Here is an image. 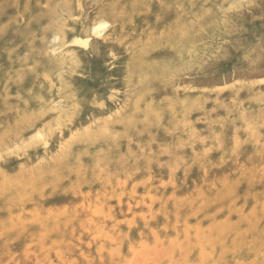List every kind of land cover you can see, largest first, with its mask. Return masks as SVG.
<instances>
[{
    "label": "rangeland",
    "instance_id": "1",
    "mask_svg": "<svg viewBox=\"0 0 264 264\" xmlns=\"http://www.w3.org/2000/svg\"><path fill=\"white\" fill-rule=\"evenodd\" d=\"M131 2L0 0V264H264V0Z\"/></svg>",
    "mask_w": 264,
    "mask_h": 264
},
{
    "label": "bare ground",
    "instance_id": "2",
    "mask_svg": "<svg viewBox=\"0 0 264 264\" xmlns=\"http://www.w3.org/2000/svg\"><path fill=\"white\" fill-rule=\"evenodd\" d=\"M148 0H132L131 4L126 9L127 12H135L137 11L135 9L139 8V10H144L147 6ZM166 0H161L160 4H164ZM81 6V4H79ZM116 5V3L110 2L104 9V15H114L111 6ZM140 6L143 8L140 9ZM82 9V8H81ZM129 15V13H127ZM82 22V21H81ZM84 23V22H83ZM107 21H97L92 25V36L95 34H101L105 28L108 27ZM91 30V29H90ZM183 32L179 33L176 32V34H167L164 38V41L160 44L158 43H151L150 41L146 45L147 54H151L157 50H169L170 57L158 59L157 62H154L153 60L149 59L147 62H144L143 69L151 68L148 76V82L145 85V90L149 89L156 79L159 77H162L164 75H179L182 72L185 71H197L203 64L202 60V53L205 51H208L211 47L206 45H201L200 39L194 35L193 33H189L185 31L184 29H181ZM87 32L84 30H79L76 33V42L79 46L86 50H92V37L88 36ZM193 34V35H192ZM239 46V45H238ZM172 51V52H171ZM190 55H194L193 58L190 57ZM264 58V54L262 56ZM62 61V60H61ZM60 61V62H61ZM192 99H188L187 101H191ZM199 102L198 96L195 99ZM133 101V99H132ZM178 109L182 108V102L181 100H176ZM196 106L195 108H197ZM144 110V109H142ZM133 120L131 118L124 119L125 125L131 124ZM237 124V122H236Z\"/></svg>",
    "mask_w": 264,
    "mask_h": 264
}]
</instances>
